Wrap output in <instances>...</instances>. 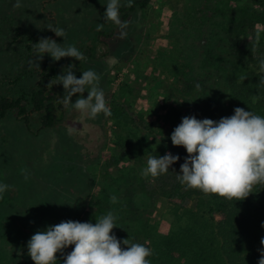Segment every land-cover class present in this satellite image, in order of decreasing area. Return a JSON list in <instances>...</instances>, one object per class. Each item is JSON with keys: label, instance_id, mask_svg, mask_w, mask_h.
Instances as JSON below:
<instances>
[{"label": "trees", "instance_id": "1", "mask_svg": "<svg viewBox=\"0 0 264 264\" xmlns=\"http://www.w3.org/2000/svg\"><path fill=\"white\" fill-rule=\"evenodd\" d=\"M149 1L133 0L131 7H120L119 11L137 9L144 13ZM198 4L184 6L178 16L184 20L182 40L178 43L188 54L180 63L176 80L182 85L186 100L181 109L168 112L166 133H162L157 121L147 122L140 114L110 101L112 115L108 118L118 133L111 141L110 153L98 154L94 173L86 171L85 163L74 162L80 160L81 151L67 155L69 137L65 146L59 144L56 159L36 158V168L46 173L42 176L37 171V177L45 182V202L40 204L49 207L42 213L48 215L59 209L63 216L58 220L43 216L40 221L44 226L67 220L95 224L97 217L112 211L117 217L113 233L121 241L129 238L132 243L150 247L151 264H258L257 249L264 247L260 244L264 237V185H255L254 192L237 201L186 189L177 175L188 153L183 146L172 144L171 133L182 117L195 115L197 119L218 121L233 115L236 107L264 117V84L259 83L264 54L256 56L253 52L257 32L259 41L264 42V0H199ZM49 26L54 27L51 17L48 24L26 35L17 25L10 29V41L22 40L18 57L21 67L17 66V75L10 83L17 84L26 77L32 78L33 83L0 92V118L12 114V120L27 131L31 120L40 130L54 127L63 117V100L57 91L62 84H47L68 69L53 65L46 54L38 62L33 51V44L40 37L52 35ZM198 40L201 44L197 46ZM74 74L77 78L82 75L78 64ZM144 136L152 137L156 146L148 148ZM166 152L179 155L180 159L166 174L142 177L148 157ZM113 195L117 197L115 204L110 200ZM160 196L167 200L169 208L164 218L167 226L158 231L150 223V215ZM84 197L89 206L86 209L80 206ZM187 201L192 202L191 207L184 204ZM73 247L68 246L64 254ZM122 247L127 248L123 244ZM57 264H63L61 253H57Z\"/></svg>", "mask_w": 264, "mask_h": 264}, {"label": "rangeland", "instance_id": "2", "mask_svg": "<svg viewBox=\"0 0 264 264\" xmlns=\"http://www.w3.org/2000/svg\"><path fill=\"white\" fill-rule=\"evenodd\" d=\"M198 1L150 0L144 13L137 9L119 11L121 21L127 22L123 29L127 35L121 38V29L103 19L108 0H20L18 8L14 7L16 0H0V92L33 83L28 77L17 84L10 83L17 75V66L21 67L18 57L22 51V40L10 41L12 26L17 25L26 35L48 24L51 17L54 27L64 29L66 36L63 39L53 32L50 37L62 46H75L86 61L72 57L54 61L46 53L49 61L61 70L73 65L74 73L76 64L81 74L94 70L100 75V87L108 106L110 101H115L140 114L147 122L155 124L157 121L165 134L168 112L172 108L181 109L186 100L183 87L176 80L180 63L188 54L178 43L182 40L184 23L178 16L184 6H199ZM121 5L125 6V0H121ZM98 24H103L102 30H97ZM200 44V40L196 41L197 46ZM253 52L256 56L264 54V42L258 40ZM57 91L63 100V86H58ZM79 95H73L72 101L75 102ZM83 95L86 98L87 92ZM12 118V114L0 118V183L10 186L0 198V264H34L28 255L27 242L35 232L46 229L40 219L47 215L42 213L44 209L49 210L48 205L40 204L45 202V182L37 177V171L42 176L46 173L36 168V158L48 160L53 156L56 159L59 144L65 146L69 137L71 144L66 146L70 150L67 155L81 151L80 160L74 162L85 163L86 171L94 173L98 154L110 153L111 141L118 130L103 114L94 120L88 119L64 105L61 121L52 128L37 130L36 123L31 120L27 131ZM119 133L122 134V130ZM144 138L148 148L156 146L152 137ZM7 167L10 170L6 171ZM25 171L27 180L24 179ZM87 204V197H84L80 206L86 209ZM184 204L192 206L191 201ZM168 208L164 197L155 199L150 223L158 231L167 226L164 218ZM47 216L56 220L63 217L59 209Z\"/></svg>", "mask_w": 264, "mask_h": 264}, {"label": "clouds", "instance_id": "3", "mask_svg": "<svg viewBox=\"0 0 264 264\" xmlns=\"http://www.w3.org/2000/svg\"><path fill=\"white\" fill-rule=\"evenodd\" d=\"M132 3L133 0H125L127 7H131ZM20 6V0H16L14 7ZM121 6V0H108L103 19L118 26L121 38H125L127 33L123 29L127 27V22L120 19ZM102 28L103 24L97 25L98 31ZM48 29L57 37L64 39L66 36L62 28L49 26ZM256 39L259 40V32ZM33 51L38 62L46 53L54 61L64 57L86 61L84 54L75 46H62L51 37H40L33 44ZM29 64L31 66L32 61ZM36 67L40 68V64L37 63ZM73 68V65H68L67 72L58 74V79L50 80L47 86L63 85L65 95L62 103L65 108H74L88 119L94 120L100 114L110 117L112 113L100 87V75L89 69L77 78ZM260 73L259 83L264 84V59L260 61ZM85 92L86 98L83 95ZM75 94L80 95L73 102ZM171 142L174 146H183L188 153L177 175V180L186 189H198L204 194H216L237 201L254 192L255 185H264V117L252 111L236 107L233 115L221 117L218 121L197 119L195 115L182 117L181 123L171 133ZM179 159V155L171 152L158 157L149 156L141 175L156 178L166 174ZM24 179H28L26 171ZM9 187L0 183V198ZM110 200L113 204L117 203L115 195ZM116 219L109 211L97 217L95 224L67 220L49 225L28 240V255L34 264H57V253L62 254L63 264H151L148 257L153 255V250L150 247L132 243L129 238L121 241L113 233ZM122 244L127 248H123ZM260 244L264 245V237ZM73 245L72 251L64 254L65 249ZM257 251L260 252L258 264H264V247Z\"/></svg>", "mask_w": 264, "mask_h": 264}]
</instances>
